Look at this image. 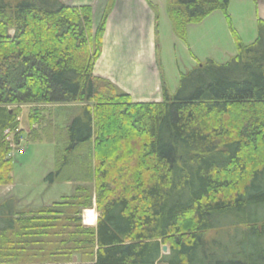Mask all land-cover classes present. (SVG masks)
<instances>
[{
  "label": "trees",
  "instance_id": "obj_1",
  "mask_svg": "<svg viewBox=\"0 0 264 264\" xmlns=\"http://www.w3.org/2000/svg\"><path fill=\"white\" fill-rule=\"evenodd\" d=\"M229 3L168 0L177 37L220 11L237 54L199 62L174 94L163 80L162 102L135 103L93 73L114 0L96 30L88 5L0 0V186L12 184L6 131L18 120L9 107H33L28 121L43 129L32 142L59 143L45 107L73 103L80 110L46 179L83 167L84 180L66 181L94 184L35 210L2 202L0 264H264V20L246 45ZM93 206L98 220L87 227L82 213ZM215 230H228L227 240L209 242Z\"/></svg>",
  "mask_w": 264,
  "mask_h": 264
},
{
  "label": "rangeland",
  "instance_id": "obj_2",
  "mask_svg": "<svg viewBox=\"0 0 264 264\" xmlns=\"http://www.w3.org/2000/svg\"><path fill=\"white\" fill-rule=\"evenodd\" d=\"M153 1L156 3V41L153 46L154 52H152L154 54L156 69L153 66L152 68L155 70L151 69L150 73L147 68L148 62H144V65L142 64V75L140 79H145L144 81H147L148 76L152 78L154 73L153 71L157 72L159 74V81L161 84L159 89L161 96L154 92L152 94L143 92L131 78H125L126 83L130 86L131 92H136V97L149 98L159 96L163 99V80L168 92L174 94L179 87L181 75L194 69L199 62H205L207 59H212L219 64H224L237 54L236 43L231 33L229 24L226 17L220 11L212 13L199 23L188 25L185 31V38H180L175 35L172 23L167 14L168 0ZM230 3L229 14L233 19L232 23L234 28L240 34L243 43L246 45L252 44L257 37L258 25L256 23H252L253 27H251L250 21H245L249 18L255 19V9L257 7L256 1L230 0ZM104 10L101 12V19ZM96 29L97 28H94V30ZM129 44L131 47L136 46L135 40ZM142 45L143 44H140V47H143ZM145 47L146 46L144 45V51L146 50ZM127 69L125 70V75L127 74ZM114 76L112 72H110L109 76L100 75L96 77L109 81L120 91L128 94L113 83L112 78H115ZM31 108L23 105L9 107L10 110L16 112L18 126L14 131H6V135L8 137L7 140L11 142V146L13 145L9 153V158L13 159V173L12 184L8 186H0V204L13 198L17 201L18 210H35L43 206H50L53 203L61 202L62 199L73 195L75 186H88L93 187L94 189V184L92 182H86L83 184L74 182L68 183L66 179H76L75 177L78 175L71 169H65L59 178L56 179L57 181L55 180L54 184H51V181L46 179L58 168L60 152L65 147V127L69 121L77 115L80 110V106L77 103H73L45 107L49 110L46 115L48 116L46 118V123L49 122L48 118L49 120H52V127L47 130V134H49L50 130H52L51 135L57 139L59 143L31 141L32 138L30 136L42 131L43 129V127H37V125H31L29 123L28 118ZM53 123L55 127L53 126ZM14 139L18 140V144H13L12 141ZM85 149L86 148L83 146L80 149V152L77 153L76 157L78 159L83 157V151ZM82 170L78 169L79 174H81V176L78 175L79 181L84 180L87 175L86 171ZM93 201L95 204V199H93ZM90 210L95 213L97 223L98 212L96 206H93ZM82 220L83 224L87 227L96 226V223L94 225H88L85 223V211L82 213ZM259 226L260 229H262L263 224L259 223ZM225 231L228 230L219 232L216 230L211 231L206 233L204 237L209 242L213 241V239H222L226 241L227 237L222 233ZM229 234H232L231 230H229ZM216 249H220V247L215 246L212 248L210 251L211 254L214 253ZM167 254H169L168 250L166 253H163V255Z\"/></svg>",
  "mask_w": 264,
  "mask_h": 264
},
{
  "label": "crops",
  "instance_id": "obj_3",
  "mask_svg": "<svg viewBox=\"0 0 264 264\" xmlns=\"http://www.w3.org/2000/svg\"><path fill=\"white\" fill-rule=\"evenodd\" d=\"M109 1L63 0L69 6H91L93 9L94 28H97L101 19V12L106 8ZM255 1L257 5L255 19L249 18L245 21L249 20L251 27H253L252 23L258 24L259 20H264V0ZM155 4L153 0H114V7L108 17L103 37L102 54L94 67L95 76H109V73L112 72L113 76L115 75V78H112L113 83L121 90L127 92L133 101L138 103H158L163 100L159 96L149 98L136 97V92H131L130 86L125 80V78H131L141 91L150 94L154 92L161 96L159 92L161 84L157 72L153 71L152 78L148 76L147 81L140 79L144 62H148L147 68L150 73L151 69H156L153 54V46L156 41ZM134 40L136 46L131 47L129 43ZM139 43L143 44V47H140ZM144 45L146 46L145 51ZM153 66L154 68H152ZM126 69L127 74L125 75Z\"/></svg>",
  "mask_w": 264,
  "mask_h": 264
},
{
  "label": "bare ground",
  "instance_id": "obj_4",
  "mask_svg": "<svg viewBox=\"0 0 264 264\" xmlns=\"http://www.w3.org/2000/svg\"><path fill=\"white\" fill-rule=\"evenodd\" d=\"M85 223L88 225H94L96 223V215L92 210L85 211Z\"/></svg>",
  "mask_w": 264,
  "mask_h": 264
},
{
  "label": "water",
  "instance_id": "obj_5",
  "mask_svg": "<svg viewBox=\"0 0 264 264\" xmlns=\"http://www.w3.org/2000/svg\"><path fill=\"white\" fill-rule=\"evenodd\" d=\"M167 250H168L167 246H163V248H162V252H163V253H166ZM73 261H74V263H76V262H77V258L75 257V258L73 259Z\"/></svg>",
  "mask_w": 264,
  "mask_h": 264
},
{
  "label": "built area",
  "instance_id": "obj_6",
  "mask_svg": "<svg viewBox=\"0 0 264 264\" xmlns=\"http://www.w3.org/2000/svg\"><path fill=\"white\" fill-rule=\"evenodd\" d=\"M13 144L16 145L15 143H13ZM12 146H13V145H12ZM12 146H11V147H12Z\"/></svg>",
  "mask_w": 264,
  "mask_h": 264
}]
</instances>
